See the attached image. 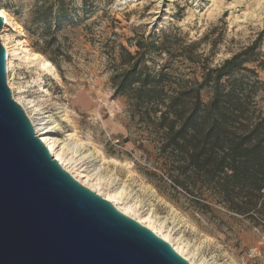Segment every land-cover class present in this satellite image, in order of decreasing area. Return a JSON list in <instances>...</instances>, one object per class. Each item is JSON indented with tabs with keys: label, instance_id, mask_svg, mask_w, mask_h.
<instances>
[{
	"label": "rangeland",
	"instance_id": "rangeland-1",
	"mask_svg": "<svg viewBox=\"0 0 264 264\" xmlns=\"http://www.w3.org/2000/svg\"><path fill=\"white\" fill-rule=\"evenodd\" d=\"M126 2L0 0L60 79L16 61L13 83L23 97L39 102L46 116L59 121L65 114L73 129L62 122L60 131L73 130L84 144L82 153L90 155L87 162L110 179L111 189L126 186L209 264H264V233L241 219L201 215L183 192L174 191L161 167L155 129L115 93L116 75L137 62L151 72L164 71L173 86H201L208 71L246 52L245 66L258 78L241 72L235 79L255 83L244 86L249 107L264 115V0ZM37 80L41 87L33 83ZM201 94L207 103L213 91Z\"/></svg>",
	"mask_w": 264,
	"mask_h": 264
},
{
	"label": "trees",
	"instance_id": "trees-1",
	"mask_svg": "<svg viewBox=\"0 0 264 264\" xmlns=\"http://www.w3.org/2000/svg\"><path fill=\"white\" fill-rule=\"evenodd\" d=\"M245 54L208 71L201 86H173L164 71L137 62L116 75L115 93L155 129L161 167L174 191L183 192L201 215L241 219L264 233V115L249 107L244 86L255 83L235 79L241 72L258 78L246 68ZM205 88L213 91L207 103Z\"/></svg>",
	"mask_w": 264,
	"mask_h": 264
},
{
	"label": "water",
	"instance_id": "water-1",
	"mask_svg": "<svg viewBox=\"0 0 264 264\" xmlns=\"http://www.w3.org/2000/svg\"><path fill=\"white\" fill-rule=\"evenodd\" d=\"M7 58L0 42V264H191L61 167L13 99Z\"/></svg>",
	"mask_w": 264,
	"mask_h": 264
},
{
	"label": "bare ground",
	"instance_id": "bare-ground-1",
	"mask_svg": "<svg viewBox=\"0 0 264 264\" xmlns=\"http://www.w3.org/2000/svg\"><path fill=\"white\" fill-rule=\"evenodd\" d=\"M123 1H130L131 3L139 2V0ZM198 1L199 0H194L196 3ZM2 16H5V21L0 32V42L5 48L8 57V87L12 91L13 99L23 107L34 126L38 138H40L43 144L48 148L53 158H55L61 167L71 174L81 185L111 202L121 213L150 229L157 236L169 243L174 250L188 262L191 264H209V262L199 254L197 249L184 240L180 233H173V230L167 226L166 221L156 217L152 210H145L140 200L131 197L126 186L119 187L118 189H115L116 187L113 186L114 190L111 189L112 182L110 179H104L101 176L102 174L100 175L101 169L96 166H90L87 162L90 155H84L82 153L81 150L84 144L76 139L73 130L69 135H65V133L60 131L59 125L62 122H67L71 129H73L65 114L57 118L59 119V121H57L53 119L52 116H46V113L42 112L39 102L35 103L34 100L23 97V93L21 94V87L13 83L16 61H19L21 64L25 63L26 65L36 66L57 81L60 79L52 63L30 46L23 27L6 9L0 7V17ZM12 34L16 35L15 37L17 38L16 43L13 45L9 42ZM33 83L41 87L40 81H33ZM45 93H47V91H45Z\"/></svg>",
	"mask_w": 264,
	"mask_h": 264
}]
</instances>
